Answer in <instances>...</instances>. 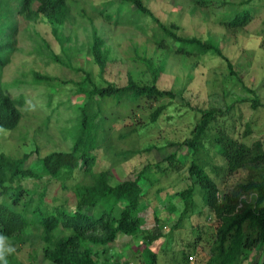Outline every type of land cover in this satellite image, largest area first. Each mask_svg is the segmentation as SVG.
<instances>
[{
	"label": "rangeland",
	"instance_id": "374dc122",
	"mask_svg": "<svg viewBox=\"0 0 264 264\" xmlns=\"http://www.w3.org/2000/svg\"><path fill=\"white\" fill-rule=\"evenodd\" d=\"M108 1L114 3L104 4ZM144 2L167 26L176 24L173 30L178 35L196 36L219 46L231 58L234 73L221 56L178 53V43L155 29L156 23L138 12L135 6L121 0H69V15L58 34L45 19L28 20L21 16L18 49L12 62L0 71V86L12 97H24L23 117L13 130L0 127V152L14 158L28 153L26 165L36 167L41 164V157L51 151H69L77 138L86 101L85 95L78 92V82L84 79L86 72L98 86L108 82L123 86L129 77L143 85L155 81L152 67L158 69L165 65L157 84L173 89L177 93L174 99L147 103L134 114L130 102L115 107L103 105L100 113L108 117L105 126L109 136L106 144L96 150L98 161L94 168L110 167L119 181L132 178L136 170L149 162L157 163V171H150V178L159 180L148 189L141 213L146 219L144 233L136 238L124 235L125 238H119L118 242L132 238L135 245L131 251L135 256L140 254L148 258L146 234L160 231L161 237L149 247L154 250L158 264H187V251L194 255L193 264H205L219 220L207 209L205 189L200 185L197 184L189 206L182 200L179 192L193 183L188 171L192 156L187 154L185 146L177 144L192 135L201 116L200 109L216 107L224 114L219 128L225 127L231 135L248 144L261 140L264 145V0H209L207 5L206 0ZM104 8L107 15L113 14L112 19L101 12ZM244 9L251 12L249 22L242 27L229 26L227 21ZM95 35L102 38L108 54L103 72L91 54ZM160 40L164 47L158 44ZM55 55L60 60H55ZM36 72L55 79H40ZM162 104L166 105L164 112L157 122H151L152 111ZM94 107L96 110V103ZM134 126L136 135L121 139ZM247 130L250 132L245 134ZM149 145H155L150 152L133 156L125 152ZM174 151L178 153L175 163L180 168L166 160ZM204 158L220 193L232 191L238 183L249 178L247 168L228 172L225 159L214 149ZM78 180L87 182L89 174ZM75 181H69L70 187L64 188L59 180L45 176L37 180L25 178L21 184L31 191L46 187L47 204L66 202L74 209L76 198L72 184ZM29 197L30 194H24L22 201ZM33 198L37 201L38 192H34ZM4 199L0 194V201ZM28 217L31 221L23 235L24 244L18 246L24 240L21 236L0 239L3 257L0 264H4V259L7 264H56L44 259L41 230L36 229L37 218L33 214ZM159 223H165L166 227ZM112 245L115 246V242ZM100 256L99 264H112L111 258L104 263V256ZM261 259V252L254 249L250 264H260Z\"/></svg>",
	"mask_w": 264,
	"mask_h": 264
},
{
	"label": "trees",
	"instance_id": "16d2710c",
	"mask_svg": "<svg viewBox=\"0 0 264 264\" xmlns=\"http://www.w3.org/2000/svg\"><path fill=\"white\" fill-rule=\"evenodd\" d=\"M121 1L135 6L138 12L156 23L155 29H160L166 36L171 37L172 42L178 43L179 46L176 48L178 53L221 56L234 73L231 58L212 41H204L196 36L178 35L173 30L177 25L167 26L144 0ZM206 1L205 5L209 0ZM109 3L114 2L108 1L104 4ZM69 11V0H0V71L2 72L12 62L18 49L21 16L28 20L45 19L52 26V31L58 34L59 27L68 18ZM104 11L105 8L101 12L107 19L114 17L113 14L107 15ZM250 18L251 12L244 9L232 16L227 24L231 27H242ZM158 44L164 47L163 40ZM90 49L93 60L103 72L108 63V54L102 38L95 35ZM54 59L60 60L57 55ZM147 62L153 66L151 60ZM164 68L165 65L159 66L158 69L152 67L155 72V81L152 84L141 85L133 77H129L128 83L123 86L112 82L98 86L85 71L86 76L78 82L80 85L78 92L85 95L86 101L82 106L77 138L69 151H51L41 157V164L36 167L26 165L28 153L14 158L0 152L2 187L0 194L5 196V199L0 201V239L19 236L24 239L31 221L28 216L33 214L37 218L36 229L41 230L40 239L45 260H51L56 264H99L100 255L104 256V263L108 262L110 258L108 252L119 234L136 238L143 232L146 219L141 214L142 203L147 198L148 189L159 180L157 177L150 178V171L156 172L158 164L149 162L136 170L132 178L119 181L116 180V172L110 167L96 170L94 168L98 161L96 150L106 144V138L109 136L105 126L108 117L101 115L100 112L103 105L115 107L114 105L122 106L130 102L134 114L136 109L147 103L174 99L177 93L173 89L162 88L157 84V78ZM35 74L40 79H55L50 75L44 76L38 72ZM89 83L91 87H88ZM24 102L22 95L12 97L0 86V127L7 130L18 127L23 117ZM94 103L97 104L96 110ZM165 108V104L157 106L151 113V122H157ZM200 112L201 116L192 130V135L177 145L185 146L187 154L192 156L188 171L193 183L179 192L182 200L189 206L197 184L200 185L205 189L204 200L207 209L215 213L219 220L216 237L205 264H250L249 258L254 249L261 252L260 264H264L263 142L256 140L248 144L245 140L231 135L225 127L219 128L220 118L224 115L220 108H204L200 109ZM115 121L116 119L112 121V125ZM136 131L137 128L132 127L128 134L121 136V139L136 135ZM249 132L250 130H247L245 134ZM154 148L155 145H149L144 149L130 148L125 152L127 156H133L150 152ZM213 149L225 159L228 172L234 173L240 168H247L249 170L247 181L238 183L232 191L220 193L217 182L207 170L204 158V155ZM177 154L176 151L170 153L166 160L180 168L175 163V159L179 158ZM87 174H89L87 182L78 180L80 176ZM45 176L59 180L64 188L70 187L67 183L77 178L72 184L76 198L74 209H70L66 202L47 204L46 187L41 191L37 189L31 191L21 184L25 178L37 180ZM34 192H38L37 201H34ZM24 194H30V197L23 202ZM160 237V231L156 234L148 231L145 242L150 245ZM24 241L26 242V239L18 246L24 244ZM13 244L17 245L16 242ZM146 250L150 257L145 261H137L156 264L154 252L149 246ZM190 253L189 251L186 253L187 261H190L189 256L192 255Z\"/></svg>",
	"mask_w": 264,
	"mask_h": 264
},
{
	"label": "crops",
	"instance_id": "0c3cea01",
	"mask_svg": "<svg viewBox=\"0 0 264 264\" xmlns=\"http://www.w3.org/2000/svg\"><path fill=\"white\" fill-rule=\"evenodd\" d=\"M153 197H155V196H153ZM146 200H147V198H146ZM149 200V199H148ZM144 202H145V200H144ZM144 202L142 203V207H143V204H144ZM165 225L166 226V224L165 223H159V225ZM178 227V224H175V227ZM124 236V234H119V236H118V238H117V240L115 241V246L114 245H111V247H110V250H109V252H108V257L110 256V258L111 257H115V258H117V259H124V260H146L147 258H145V257H143L142 255H140V254H137L136 256H135V253H133L132 251H131V249H132V247L135 245V243H134V240L132 239V238H130V239H128L127 241H119L118 242V239L120 238H125V237H123ZM127 236V235H126ZM122 240H124V239H122ZM149 247H152L151 246V244L149 245ZM153 252H154V250L153 249H151ZM129 256V257H128ZM137 257V258H136ZM154 258H155V252H154V256H153ZM112 259V258H111ZM155 260H156V264H158V262H157V259L155 258ZM193 262L194 261H189L187 264H193Z\"/></svg>",
	"mask_w": 264,
	"mask_h": 264
},
{
	"label": "built area",
	"instance_id": "2783aa9c",
	"mask_svg": "<svg viewBox=\"0 0 264 264\" xmlns=\"http://www.w3.org/2000/svg\"><path fill=\"white\" fill-rule=\"evenodd\" d=\"M166 227V226H165ZM112 264H145L137 260H124V259H117L115 257H111ZM189 260H194V255L189 256Z\"/></svg>",
	"mask_w": 264,
	"mask_h": 264
},
{
	"label": "clouds",
	"instance_id": "9594fccd",
	"mask_svg": "<svg viewBox=\"0 0 264 264\" xmlns=\"http://www.w3.org/2000/svg\"><path fill=\"white\" fill-rule=\"evenodd\" d=\"M10 251H12V249ZM0 258H3L2 255H0ZM4 264H7V260L6 259H4Z\"/></svg>",
	"mask_w": 264,
	"mask_h": 264
}]
</instances>
